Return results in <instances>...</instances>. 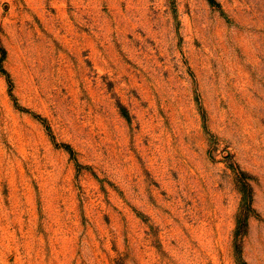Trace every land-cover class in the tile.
<instances>
[{"label": "rangeland", "instance_id": "rangeland-1", "mask_svg": "<svg viewBox=\"0 0 264 264\" xmlns=\"http://www.w3.org/2000/svg\"><path fill=\"white\" fill-rule=\"evenodd\" d=\"M0 264H264V0H0Z\"/></svg>", "mask_w": 264, "mask_h": 264}]
</instances>
